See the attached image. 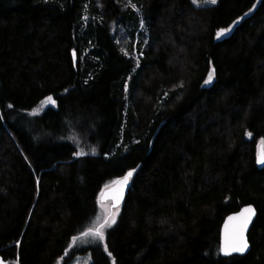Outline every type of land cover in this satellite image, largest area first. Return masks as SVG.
Here are the masks:
<instances>
[{
    "label": "trees",
    "instance_id": "trees-1",
    "mask_svg": "<svg viewBox=\"0 0 264 264\" xmlns=\"http://www.w3.org/2000/svg\"><path fill=\"white\" fill-rule=\"evenodd\" d=\"M48 96L56 105L31 113ZM79 132L98 152L77 155ZM262 140L261 0H0V254L11 264L86 253L90 264H264ZM132 169L105 241L73 242L96 223L102 189ZM247 204L251 249L222 256V223Z\"/></svg>",
    "mask_w": 264,
    "mask_h": 264
},
{
    "label": "snow or ice",
    "instance_id": "snow-or-ice-1",
    "mask_svg": "<svg viewBox=\"0 0 264 264\" xmlns=\"http://www.w3.org/2000/svg\"><path fill=\"white\" fill-rule=\"evenodd\" d=\"M193 4L200 6L201 3H211L216 4L217 0H192ZM261 3H264V0H261ZM251 11V10H250ZM248 13H245L247 16ZM243 19V17L241 18ZM234 23H238L234 22ZM232 30V26L229 28L220 29L217 32V38L225 35L226 33ZM215 69L213 68L208 72V77L205 79V84H210L213 80ZM46 102L51 105H56V100L52 96L46 97ZM11 107V105H9ZM35 114V113H34ZM248 136H251V133H247ZM264 143V140L261 141ZM93 154L95 149L92 150ZM83 151L77 153V155H84ZM257 163L264 165V156L258 157ZM135 169L130 170L124 175L121 179L113 181L115 187L112 189L111 194L107 196V199L112 201L110 209H105L106 216L103 218L102 222L100 218H97V222L93 227L89 228L87 231L82 232L81 237H73V242L77 239H86L92 237L94 240L104 242L106 239L105 229L111 228L116 223V217L119 214L120 202L123 199L124 189L127 186L130 178L133 176ZM102 196H105L104 193H101ZM255 209L249 205L243 208L239 213L229 216L227 222L224 226V239L221 247V251L224 255H231L232 253H241L243 254L249 248V242L246 238V232L248 231V226L252 221L253 216L255 215ZM104 250L108 252V255L111 256V252L108 251L107 244H104ZM115 264V261H113Z\"/></svg>",
    "mask_w": 264,
    "mask_h": 264
},
{
    "label": "rangeland",
    "instance_id": "rangeland-1",
    "mask_svg": "<svg viewBox=\"0 0 264 264\" xmlns=\"http://www.w3.org/2000/svg\"><path fill=\"white\" fill-rule=\"evenodd\" d=\"M207 4H211V3H201L200 6L207 5ZM134 55H135V57H139L140 56V53L139 52H134ZM48 106H55V105H51L50 103H47L46 102V99H44L43 101H41L38 104V106H36L31 111V113H40L44 109H46ZM73 141H74V144L76 146V153H79L81 151H83L84 153H86V152L93 153V151H92L93 149H95V152H98L97 145L91 144L88 141V139H87V135L85 133H83V132H79V133L75 134V136L73 137ZM111 184H108L104 188L110 186ZM99 197H100V195H99ZM98 203H99V207H100V213H99L98 218H100V220L102 222L103 218L107 214L106 211H105V209L111 210L110 209V205H111L112 201L110 199L105 200V201H101L99 199L98 200ZM120 208H121V203H120L119 211H120ZM116 219H117V217H116ZM82 240H85V239H82ZM91 260H92L91 253H86L84 255H79L78 257H76L70 264H90L91 263Z\"/></svg>",
    "mask_w": 264,
    "mask_h": 264
},
{
    "label": "water",
    "instance_id": "water-1",
    "mask_svg": "<svg viewBox=\"0 0 264 264\" xmlns=\"http://www.w3.org/2000/svg\"><path fill=\"white\" fill-rule=\"evenodd\" d=\"M261 156H264V146H263V144H260V146H259L257 159H258V157H261ZM260 165H261V164H260ZM261 166L264 167V165H261ZM132 170H133V169H132ZM129 171H130V170H129ZM126 174H127V173H126ZM126 174H125V175H126ZM122 177H123V176H122ZM122 177H120V178H118V179H121ZM118 179H117V180H118ZM115 181H116V180H115ZM129 184H130V180H129L127 186H126L125 189H124L123 199H124V197H125L126 191H127L128 187H129ZM114 187H115V185L112 183L110 186H108V187L102 189L101 193H104L105 196H102L101 193H100V197H99V199H100L101 201L108 200V199H107V196H109V195L111 194V191H112V189H113ZM123 199L121 200L120 203H122ZM249 205H251V206L255 209V213H256V214L253 216L252 221H251V223H250L249 226H248V231H247L246 234H245V235H246V238H247V240H248V242H249V248H248V250H246L243 254H241V253H232L231 255H236V254H238V255H244V254H247V253L250 251V249H251V244H250V241H249V238H248V234H249L250 229H251V227H252V225H253V222L255 221V219H256V217H257V209H256V207H255L253 204H247V205H244V206H242L239 210H237V211H235V212H232V213L228 214V215L225 217V219H224V221H223V223H222V226H221L220 251H221V247H222L223 239H224V226H225V223H226L227 220H228V217H229V216H232V215H235V214H237V213H239L243 208H245V207H247V206H249ZM221 255H222V256H225V257H227V256H231V255H224L222 251H221ZM0 264H11V262L8 261V260H6V259L0 254Z\"/></svg>",
    "mask_w": 264,
    "mask_h": 264
}]
</instances>
